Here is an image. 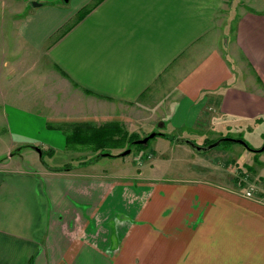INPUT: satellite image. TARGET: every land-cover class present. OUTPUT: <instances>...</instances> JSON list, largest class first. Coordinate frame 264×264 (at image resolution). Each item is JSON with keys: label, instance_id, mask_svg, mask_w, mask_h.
<instances>
[{"label": "crops", "instance_id": "obj_1", "mask_svg": "<svg viewBox=\"0 0 264 264\" xmlns=\"http://www.w3.org/2000/svg\"><path fill=\"white\" fill-rule=\"evenodd\" d=\"M237 1H2L0 264H264V190L219 178L232 148L216 178L170 180L159 148L192 156L164 138L128 201L126 185L70 177L94 165L49 169L94 155L66 145L82 125L206 142L264 126V0Z\"/></svg>", "mask_w": 264, "mask_h": 264}, {"label": "rangeland", "instance_id": "obj_2", "mask_svg": "<svg viewBox=\"0 0 264 264\" xmlns=\"http://www.w3.org/2000/svg\"><path fill=\"white\" fill-rule=\"evenodd\" d=\"M2 1L3 0H0V28H2L3 24L7 23L8 16H9L7 9L3 7L4 2ZM237 2H238V6L241 7V4H243L242 0H238ZM1 33H6V31L4 29H0V34ZM105 125H108V124H105ZM109 125H115L116 127H119L127 135H134L139 140L149 135L148 132H144V134H142V132H137L135 134L129 133L125 130V127L128 128V126L124 127L122 125L111 124V123ZM99 127H102V126H98L94 128H99ZM2 128L4 127L0 126V131L2 130ZM77 128H79L78 133L84 134V133H89L88 129L90 127L86 125H82V126H78ZM134 128L136 127L134 126ZM73 129L74 127L72 128V130ZM161 132L172 133V131L169 128H167L166 130H161ZM175 133H177V131H175ZM120 135L121 134H119V136ZM177 135H179L177 137L181 139H185L186 137H189V138L191 137V141L195 145L200 146V147L204 146L207 143L205 140L197 137L196 135L195 136L192 135L191 131L189 130L188 131L182 130L181 132H178ZM113 136L114 138L119 137L118 135H113ZM232 137H234L233 139L243 140L248 145L250 150L244 148L243 146L239 144L227 143L226 145H219L216 148H213L211 150H208L204 153L199 154V153L194 152L190 147L184 145V147L191 152L190 156H192V158H189L182 151H173V152L167 151L166 152V150L161 147L159 148V151L157 153L158 154L164 153V157L165 159H167V162L160 170L158 169V172H156V175L157 176L163 175L167 179H170V180L171 179L172 180H175V179H179V180L206 179L207 181L212 180L214 177L216 178V176H214V170L212 168L219 167V165L217 164L218 156L216 154L220 152L222 156L221 157L219 156V158H221L222 160L227 159L229 154L225 150L228 148H232L231 151L229 152H231L232 158L235 160V163L232 162V164H229V165H233L231 166V169H229V171L226 169H220L218 172L221 174L219 178L226 179L230 175V176H233L235 179L236 178L235 176H237L235 181H238L239 185L243 186L244 184L245 188L251 185V186H254L256 190H260V189L264 190V150L259 152V150L264 145V126L262 127L254 126L250 130L245 129L241 135L232 136ZM164 142H166L164 137L156 136L153 139L149 140L147 146L142 147V149H137L135 147H129V149H126L127 146L123 145V147L121 148L119 147V148L107 149V151L103 152L101 157L97 159H94L93 157L96 154H100L98 153L99 151H97L96 153L94 152V155L92 157H89L86 159H83V157H79L77 164L73 162L71 163V165L75 166L76 168L80 167L78 166L79 164H82L81 166H85L87 164L94 165V166L91 169H89L88 167V170L84 169L83 171H79L78 169H75V171H72L73 174H71L72 176L70 177L76 178L77 180H81V181L86 180L88 182H98L101 180L102 177H104V180L108 179V181H110L111 187L115 186L114 192L118 185H121V186L126 185L124 187V189L126 188L124 191V197H125V201H128V199L131 197H138L133 190L134 187L132 188L133 184H135L136 186L142 185L140 184V182H135V178L137 176L136 169H137V166L141 164L140 162L142 161L141 159L142 155L145 154L144 151L146 150L148 152L150 149L156 148L155 145L157 146L162 145ZM83 150H86V149H83ZM126 150H130V154L125 157L120 156V157L111 158V157L104 156L105 154H109L111 156H118ZM165 152H166V155H165ZM26 154L23 155V158H22L23 160L19 159L20 165L26 168H29V169H33L34 168L33 165L38 166V164L36 163L37 161L35 162V159L29 158ZM30 154H33V153H30ZM32 156H35V155H32ZM6 157H7L6 151L4 147L2 146V142L0 141V163L3 161H6L7 159ZM154 159L155 158H153V160ZM44 160L49 165H50V162H52L51 160L49 161L48 157H45V156H44ZM86 162L87 164H85ZM148 163L149 161H146L144 164L147 165ZM146 168H141L142 173ZM55 171H59V170H55ZM186 175H189V176H186ZM185 176L188 178H186ZM247 176H250V180L248 181L246 178ZM240 179H244V181L243 180L241 181ZM127 226L129 227L130 225H127Z\"/></svg>", "mask_w": 264, "mask_h": 264}, {"label": "trees", "instance_id": "obj_3", "mask_svg": "<svg viewBox=\"0 0 264 264\" xmlns=\"http://www.w3.org/2000/svg\"><path fill=\"white\" fill-rule=\"evenodd\" d=\"M99 1L100 0H97L96 3H98ZM88 132L89 133L81 134V133H74V131H73V133L71 135L67 136L66 145L67 146H80V147L88 148L95 153L97 151H99L98 153H100V154H96L93 157L94 159L101 157L102 153L107 151V149H113V148H119V147L121 148V147H123V145L127 146L126 149H129V147H135L137 149H142V147L147 146L148 141H149L148 140L147 143L144 145H135L134 142L139 140V139L134 135H127L119 127H116L115 125H103L102 127H99V128L90 127L88 129ZM119 134H121V135L119 136ZM113 135H118L119 137L114 138ZM156 136H162V137L167 138L171 141H174L177 144H182V145H184L183 143L185 140H188V139H181V138L174 139L173 137H169L167 135L159 134V133H155L154 137H156ZM224 138H230V137L226 136ZM220 139H222V138H220ZM214 142L215 141H208L204 146L210 145ZM227 143H231V142L225 141V142H222L220 145H226ZM47 157H50V156H47ZM107 157H111V158L112 157H120V155H118V156L109 155ZM41 162L43 163V165L45 167L49 168L48 163L45 162L43 155L41 156ZM85 164H87V162ZM81 165L82 164H79L78 166H81ZM74 167L75 166H73V165H67V166H64L61 168H49V169L69 171Z\"/></svg>", "mask_w": 264, "mask_h": 264}, {"label": "water", "instance_id": "obj_4", "mask_svg": "<svg viewBox=\"0 0 264 264\" xmlns=\"http://www.w3.org/2000/svg\"><path fill=\"white\" fill-rule=\"evenodd\" d=\"M67 1V0H65ZM33 6H37L38 4L37 3H32ZM155 136V133H151L149 134L147 137L143 138V139H140V140H137L134 142L135 145H144L147 143L148 140L152 139L153 137ZM231 142V143H235V144H239L241 146H243L244 148L249 149V147L246 145V143L243 141V140H239V139H233V138H222V139H218L217 141H215L214 143L210 144V145H207V146H197L195 145L191 140H185L184 141V145H187L189 146L194 152L196 153H204L208 150H211L213 148H216L218 147L222 142ZM264 150V145L263 147L259 150L260 151H263ZM36 151L40 154V150H37ZM130 154V150H126L124 152H122L120 154L121 157H125L127 155ZM104 156H109V154H105Z\"/></svg>", "mask_w": 264, "mask_h": 264}, {"label": "built area", "instance_id": "obj_5", "mask_svg": "<svg viewBox=\"0 0 264 264\" xmlns=\"http://www.w3.org/2000/svg\"><path fill=\"white\" fill-rule=\"evenodd\" d=\"M241 181L243 180L244 181V179H240ZM240 181V182H241ZM255 188H254V186H251V185H249L247 188H246V190L244 191V197L246 198V199H252L253 198V195H254V192H255Z\"/></svg>", "mask_w": 264, "mask_h": 264}]
</instances>
